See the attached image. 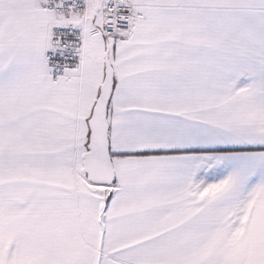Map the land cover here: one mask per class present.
<instances>
[{"label": "snow or ice", "instance_id": "snow-or-ice-1", "mask_svg": "<svg viewBox=\"0 0 264 264\" xmlns=\"http://www.w3.org/2000/svg\"><path fill=\"white\" fill-rule=\"evenodd\" d=\"M0 264H264V0H0Z\"/></svg>", "mask_w": 264, "mask_h": 264}]
</instances>
